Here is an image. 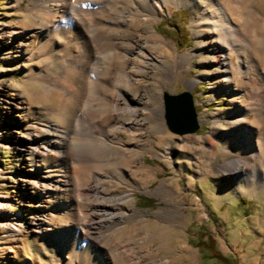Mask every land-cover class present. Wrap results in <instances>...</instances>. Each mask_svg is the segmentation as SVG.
<instances>
[{
    "label": "bare ground",
    "instance_id": "obj_1",
    "mask_svg": "<svg viewBox=\"0 0 264 264\" xmlns=\"http://www.w3.org/2000/svg\"><path fill=\"white\" fill-rule=\"evenodd\" d=\"M20 1L15 0V3ZM68 2L70 0H44L38 6L41 14L33 16L28 13L35 24L26 26L19 22L0 28V36L7 35V44L13 46L12 53L6 57L31 64L35 61L44 64L55 59L63 64L59 81L49 80L41 75L42 71H35L32 67L25 69L27 84L37 88L34 91L27 89L28 94L41 97L40 101L44 103L53 100L61 108L43 107L49 117L46 124L33 127L34 133L28 132L27 128L26 135L22 134L25 137L23 149L36 156L18 175L30 195L25 202L24 220L37 232L52 233L45 238L46 243L53 247L56 259L65 261V264H166L159 257L148 260L141 255L126 240L128 231L119 227L131 213H138L133 190L148 189L149 183L157 176L151 168L150 179L146 180L144 155L133 149L140 144L129 146L128 141L117 133L125 130L132 138L143 136V120L151 121L152 118L145 117V114L138 118L142 113L137 106L144 104L145 96L151 93L160 99L157 86L155 90L151 84H143L148 90L142 88L143 92L140 91L142 81L136 79V75L143 68L155 78L169 80L178 75L182 63H189L192 59L189 51L208 54L209 59L204 58L201 63L207 69V79L217 76L218 83L212 85L213 95H227L233 101L231 108L213 115L212 127L206 136L221 141L225 150V160L215 166V170L235 182L244 181V189L252 193L256 189L264 192V13L256 10L249 0H116L108 30L88 28L95 16L82 21L79 13L68 14ZM171 5L191 8V28L196 44L182 53H177L156 32L155 21L159 13L167 9L171 14ZM133 23L137 24L135 28L131 27ZM147 43L163 50H150L145 58L144 48L149 49ZM104 49L110 56V71H101L96 81L94 64ZM88 58V93L83 107L77 110L82 85L74 86L72 75L76 68L86 67L84 61ZM140 59L142 63L137 64ZM212 64L217 70L208 68ZM130 67L133 68L131 72ZM114 75L116 81L126 88H118V97L112 93L105 105L97 103L105 81L113 79ZM195 81L187 80V84L191 86ZM237 97L243 103L234 105ZM11 100L18 111L28 110L27 102L20 96ZM88 107L91 123L103 128L109 126L110 145H105L110 150V160L105 162L90 155L84 156L80 150L72 148L77 139L72 135V126ZM127 111L135 115L122 122L120 117ZM163 113V107H159L155 118L164 128ZM249 113L254 114L253 120L248 118ZM64 120L69 124L65 125ZM224 121L229 122L230 129L219 125ZM217 148L216 142L208 141L207 149L215 150L210 157L218 155ZM158 150L168 160L172 153L192 158L174 141ZM199 150L203 151L201 147ZM134 156L139 158L137 164H134ZM194 163L198 177L205 182L210 163L197 156ZM105 179L111 182L110 189L105 185ZM120 185L127 188L118 189ZM117 189L118 192L113 194ZM58 191L70 199L50 203ZM58 218H75L77 223L67 221L58 229L53 223ZM106 226L110 227V238L114 236L116 244L107 243ZM9 251L14 250L10 247ZM21 264L32 263L24 259Z\"/></svg>",
    "mask_w": 264,
    "mask_h": 264
},
{
    "label": "rangeland",
    "instance_id": "obj_2",
    "mask_svg": "<svg viewBox=\"0 0 264 264\" xmlns=\"http://www.w3.org/2000/svg\"><path fill=\"white\" fill-rule=\"evenodd\" d=\"M43 1L21 0L15 3V0H0V28L19 22H24L26 26L35 24V20L29 18L28 13L33 16L41 14L38 6ZM115 1L70 0L67 13H79L83 18L82 21L94 15L95 21L89 23L88 28L110 30V18L115 11ZM249 1L256 10L264 13V0ZM136 25L133 23L131 27L135 28ZM155 27L156 32L163 36L177 53L187 51L196 44L191 28L190 7L171 5V14L167 9H164V13L160 12L155 21ZM7 38V35L0 36V264H21L24 259L32 264H65V261L56 259L53 247L46 243L45 238L52 233L37 232L25 222L23 214L25 202L30 195L29 189L18 176L23 167H29L26 165L32 163L29 160L36 159L35 155L23 149L25 137L22 134L26 135L27 128L28 132L34 133L33 127L46 124L49 117L45 113L46 108L43 109V107L61 108L53 100L44 103L40 101L41 97L28 94L27 89L34 91L37 88L27 84L25 69L32 67L35 71H42L41 75H45L49 80L56 81L60 78L63 64L55 59L44 64L40 61L31 64L29 61L6 57L8 56L6 54L13 51V46L6 42ZM107 42L110 44V39ZM146 46H149V49L144 48L145 58H148L150 50L152 52L163 50V48L152 47L150 43ZM165 48L169 50L168 46ZM189 54L192 59L189 63L188 61L182 63L178 68V75L172 79L155 78L153 73L143 68L136 75V79L142 81L139 85L140 91L143 92L142 88L144 91L148 90V87H143V84H151V88L155 90L157 86L161 93L160 99L158 100L151 93L145 96L144 104L137 106L142 113L137 116L138 118L144 117L143 114L145 117L152 118L151 121L143 120L145 124L143 136L132 138L125 130H118L117 133L128 141L129 146L140 144L133 149L137 154L144 155V173H142L146 180L150 179L151 168L155 170L157 176L149 183L148 189L133 190L132 196L138 213H131L118 226L128 231L126 240L130 241L135 250L141 252V255L148 260L159 257L166 264H201L198 248L188 241L187 227L192 223H204L219 249L236 255L237 264H264V192L256 189L252 193L249 189H244L246 185L244 181L235 182L217 172L215 166H220L225 160V150L221 141L213 137L206 138L212 127L213 115L217 111H226L231 108L233 101L227 95L219 97L213 95L212 85L218 83L217 76L212 72L215 77L207 79L205 74L207 69L203 68L201 63L202 59H209V55L195 54L192 51H189ZM89 61L90 58L86 59L84 61L85 64L87 63L86 67L76 68L72 75V84L82 85L77 110L83 107L88 93ZM140 63H142L141 59L137 64ZM94 67L96 81L100 78L101 71H110V56L107 50L104 49V53L97 58ZM208 68L211 71L217 70L213 64ZM134 70L137 71V68ZM129 71H133V68L130 67ZM116 79L114 75L113 79L108 78L105 81L104 90L99 91L101 94L96 99L97 103L105 105L112 98V93L118 97V88L119 90L126 88ZM194 79H196L195 83L189 86L187 80ZM185 90L193 95L200 126L196 132L179 134L171 131L166 123L163 95L165 91L177 94ZM18 96L27 102V111L21 112L16 109L11 99ZM238 99L239 97L235 99L234 105L243 103L241 99ZM159 107L164 109V128L155 118V111ZM89 108H85L81 118L72 126V135L77 137L72 148H77L84 156L90 155L95 160L105 162L110 160V150L105 145V143L110 145L109 126L103 128L104 126L100 124L91 123ZM134 115L127 111L120 119L126 122ZM248 118L253 120L254 114L249 113ZM262 123L264 128V120ZM64 124L68 125V120H64ZM219 125L224 129L231 128L228 121ZM211 139L218 145L216 149L218 155L215 158L210 157L215 150L207 149L208 141ZM170 141L180 144L182 152L190 154L192 158H188V161L185 157L174 153L170 154V160L162 157L158 149L164 148ZM200 147L203 151L199 150ZM196 156L210 163L205 182L198 177L194 163ZM177 158L180 160L179 166L176 162ZM138 162L139 158L134 156V164ZM104 181L110 189L109 179ZM124 188L127 187L120 185L118 189ZM118 189L113 191V194H116ZM60 199L67 201L70 198L58 191L55 199L50 200V203ZM74 220L75 218H58L54 219L53 223L59 229L67 221L77 223ZM104 230L107 243L116 244L114 236L110 238V227L106 226ZM10 247L14 251H9Z\"/></svg>",
    "mask_w": 264,
    "mask_h": 264
},
{
    "label": "water",
    "instance_id": "obj_3",
    "mask_svg": "<svg viewBox=\"0 0 264 264\" xmlns=\"http://www.w3.org/2000/svg\"><path fill=\"white\" fill-rule=\"evenodd\" d=\"M165 119L169 129L184 134L199 129L200 123L196 112L193 95L185 90L177 94L164 92Z\"/></svg>",
    "mask_w": 264,
    "mask_h": 264
},
{
    "label": "trees",
    "instance_id": "obj_4",
    "mask_svg": "<svg viewBox=\"0 0 264 264\" xmlns=\"http://www.w3.org/2000/svg\"><path fill=\"white\" fill-rule=\"evenodd\" d=\"M187 232L189 243L198 248L201 264H237L236 255L219 249L206 224L192 223Z\"/></svg>",
    "mask_w": 264,
    "mask_h": 264
}]
</instances>
